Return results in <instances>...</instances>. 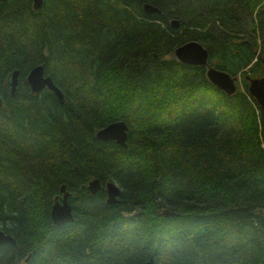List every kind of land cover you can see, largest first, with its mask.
<instances>
[{
	"label": "trees",
	"instance_id": "obj_1",
	"mask_svg": "<svg viewBox=\"0 0 264 264\" xmlns=\"http://www.w3.org/2000/svg\"><path fill=\"white\" fill-rule=\"evenodd\" d=\"M191 41L244 90L180 63ZM37 66L63 103L31 91ZM248 75L264 77V0H0V228L16 241L0 264H264V116ZM119 121L127 148L97 139ZM64 185L75 221L55 226Z\"/></svg>",
	"mask_w": 264,
	"mask_h": 264
},
{
	"label": "water",
	"instance_id": "obj_2",
	"mask_svg": "<svg viewBox=\"0 0 264 264\" xmlns=\"http://www.w3.org/2000/svg\"><path fill=\"white\" fill-rule=\"evenodd\" d=\"M42 5L43 0H34V8L36 11L40 10ZM144 11L149 16L160 13V10L151 4H145ZM171 24L174 28L179 27V22L177 20H173ZM175 57L180 63L185 65L206 67L208 80L214 87L224 92L227 96H233L237 92L238 89L236 82L238 77H233L227 72L211 67L209 65V52L201 43L191 41L181 45L175 50ZM27 81L33 93L38 94L47 88L55 93L61 103L64 102L63 93L57 88L52 78L46 76L43 66L33 68L27 77ZM246 81L249 83L248 90L250 95L257 101L264 116V77L253 78L248 75L246 76ZM18 84L19 72L16 71L13 73L11 82L13 96L16 94ZM2 106L3 100L0 97V108ZM128 131V125L124 121H119L100 130L96 136L97 139L101 141H115L119 146L127 148L126 142ZM102 188L103 186L98 179L92 180L88 186L89 191L93 195L99 192ZM105 190L107 192V204L114 205L119 203L118 198L121 195V189L116 183H106ZM61 193L63 194L61 200L55 201L51 211V218L55 226H62L75 221L72 207L69 203L71 193L66 191L65 185L61 188ZM2 245L15 246L16 241L11 235L7 234L0 228V246ZM144 264H154V259L151 258Z\"/></svg>",
	"mask_w": 264,
	"mask_h": 264
},
{
	"label": "rangeland",
	"instance_id": "obj_3",
	"mask_svg": "<svg viewBox=\"0 0 264 264\" xmlns=\"http://www.w3.org/2000/svg\"><path fill=\"white\" fill-rule=\"evenodd\" d=\"M256 78H257V76H256ZM236 83H237L238 90H244V85L242 83V77L239 76Z\"/></svg>",
	"mask_w": 264,
	"mask_h": 264
}]
</instances>
